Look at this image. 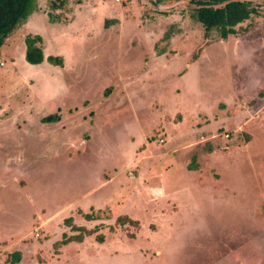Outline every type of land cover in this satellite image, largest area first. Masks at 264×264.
<instances>
[{"label":"rangeland","instance_id":"1","mask_svg":"<svg viewBox=\"0 0 264 264\" xmlns=\"http://www.w3.org/2000/svg\"><path fill=\"white\" fill-rule=\"evenodd\" d=\"M252 1L221 40L186 0H37L0 48V264H264ZM28 36L62 65L28 63ZM69 218L94 232L56 246Z\"/></svg>","mask_w":264,"mask_h":264},{"label":"trees","instance_id":"2","mask_svg":"<svg viewBox=\"0 0 264 264\" xmlns=\"http://www.w3.org/2000/svg\"><path fill=\"white\" fill-rule=\"evenodd\" d=\"M156 1L161 2L162 0ZM186 1L193 6L190 12L191 19L204 28L205 35L215 31L221 40H226L229 36L237 35L240 32H247L248 27L243 28L242 24L251 20L258 14L256 5L252 0ZM37 9V0H0V48L14 32L25 24ZM25 42L27 45L25 59L28 63L38 65L44 60H47V62L52 65H62L63 61L60 56H49L45 58L42 38L40 36H28ZM51 119L52 118H48L46 120L49 121ZM84 217L88 220L97 218L96 215L92 213L85 214ZM65 222H70L71 229L78 233L68 237L63 235V239L55 243L56 246L68 244L70 242H82L84 234L87 233L90 235L94 232L83 226L73 224L70 218ZM116 222L121 225L130 224L139 226L138 221L133 220L128 215L119 216ZM100 242H102L101 238ZM19 261L20 253L14 252L9 262L15 264Z\"/></svg>","mask_w":264,"mask_h":264},{"label":"crops","instance_id":"3","mask_svg":"<svg viewBox=\"0 0 264 264\" xmlns=\"http://www.w3.org/2000/svg\"><path fill=\"white\" fill-rule=\"evenodd\" d=\"M71 243H73V242H70V243H68V244H71ZM75 243H80V242H75ZM68 244H67V245H68ZM17 263H18V262H17ZM15 264H16V263H15Z\"/></svg>","mask_w":264,"mask_h":264}]
</instances>
